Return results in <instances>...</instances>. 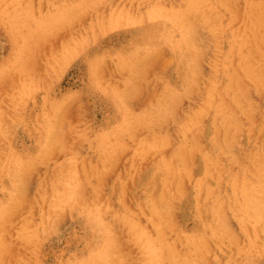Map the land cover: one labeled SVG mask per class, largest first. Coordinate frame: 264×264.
Returning <instances> with one entry per match:
<instances>
[{
	"label": "rangeland",
	"instance_id": "1",
	"mask_svg": "<svg viewBox=\"0 0 264 264\" xmlns=\"http://www.w3.org/2000/svg\"><path fill=\"white\" fill-rule=\"evenodd\" d=\"M249 158L264 0H0V264H264Z\"/></svg>",
	"mask_w": 264,
	"mask_h": 264
},
{
	"label": "bare ground",
	"instance_id": "2",
	"mask_svg": "<svg viewBox=\"0 0 264 264\" xmlns=\"http://www.w3.org/2000/svg\"><path fill=\"white\" fill-rule=\"evenodd\" d=\"M227 68H228L227 73L229 75V71H228L229 67L227 66ZM216 89L217 87L215 85V90ZM225 110L226 109H222L219 112L222 114V112ZM249 160L256 165L255 167L257 170V176L259 179V183L255 185H252V184L240 185L237 183L239 182V179H240L238 178L237 180V177H239V174L234 173L232 175L233 176L232 180L235 181L236 184H233L234 190H235V196L232 199V204L234 207H236L235 212L240 217L243 228L246 234L248 235L249 239L252 241V245L255 246L256 245V243L254 242L255 235L260 229L264 230V163L255 162L253 158H249ZM250 161H249V164L251 163ZM239 164L241 167L240 169L243 170L244 163H239ZM218 173L226 174L227 171L222 170L221 167H219ZM209 176L211 178L218 179V176H216L215 173H210ZM229 176L231 175L228 174V177ZM210 205L212 207L213 217L207 221L218 232L228 233L229 230L226 231V228L223 225L222 211L220 210L221 207L218 206L215 201L210 203ZM168 249L169 251L163 250L160 253V255H164L165 257H168L170 259L171 264H179V261H177L178 260L177 256L171 252L174 250L171 244L168 245ZM196 251H197V245L195 242H193L192 249H191L192 256L191 258L186 259L185 262H187L188 264H202L200 262V257H198V254L196 253ZM155 264H160V263H157L155 261ZM231 264H249V253L247 254L246 257L242 258V254L239 251H237V259L233 261Z\"/></svg>",
	"mask_w": 264,
	"mask_h": 264
}]
</instances>
